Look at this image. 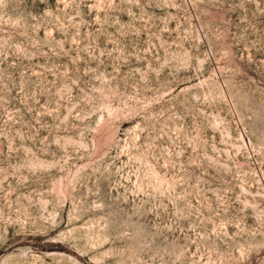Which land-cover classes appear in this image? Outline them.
Wrapping results in <instances>:
<instances>
[{"label": "rangeland", "instance_id": "374dc122", "mask_svg": "<svg viewBox=\"0 0 264 264\" xmlns=\"http://www.w3.org/2000/svg\"><path fill=\"white\" fill-rule=\"evenodd\" d=\"M0 264H264V0H0Z\"/></svg>", "mask_w": 264, "mask_h": 264}]
</instances>
